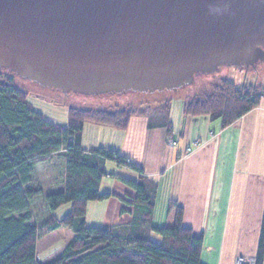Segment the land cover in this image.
<instances>
[{
	"label": "trees",
	"instance_id": "obj_1",
	"mask_svg": "<svg viewBox=\"0 0 264 264\" xmlns=\"http://www.w3.org/2000/svg\"><path fill=\"white\" fill-rule=\"evenodd\" d=\"M176 94L136 93L134 106L112 112L69 108L67 125L60 127L30 107L28 95L12 77L0 75V264H203V237L184 228L183 210L175 202L168 207L170 226H153L155 182L115 151L81 148L85 123L123 131L132 117L140 116L148 119L151 128L159 125L170 134L168 116ZM262 97L264 91L258 87L240 88L222 79L211 93L185 99L182 113L221 121L224 129L258 107ZM52 156L62 160L63 170L53 182L43 184L36 177V167ZM110 163L139 174L135 182L118 179L133 192L131 211H126L131 222L111 230L87 227L88 203L112 196L99 191ZM63 206L69 207L68 213L57 218L55 213ZM260 225L255 264H264V213ZM62 228L71 231L72 240L58 257L39 263L37 245L42 233ZM152 234L159 242L152 241Z\"/></svg>",
	"mask_w": 264,
	"mask_h": 264
},
{
	"label": "water",
	"instance_id": "obj_2",
	"mask_svg": "<svg viewBox=\"0 0 264 264\" xmlns=\"http://www.w3.org/2000/svg\"><path fill=\"white\" fill-rule=\"evenodd\" d=\"M264 64V0H0V70L91 98Z\"/></svg>",
	"mask_w": 264,
	"mask_h": 264
},
{
	"label": "crops",
	"instance_id": "obj_3",
	"mask_svg": "<svg viewBox=\"0 0 264 264\" xmlns=\"http://www.w3.org/2000/svg\"><path fill=\"white\" fill-rule=\"evenodd\" d=\"M27 102L44 120L66 127L67 122L58 125L48 119L38 103L30 98ZM172 103L168 121L170 135L176 141L173 148L167 144L165 127L151 128L147 118L135 116L124 131L84 124L82 150L115 151L140 168L143 177L155 182L153 226L171 224L168 207L175 202L183 210L184 228L191 229L195 237H203V264H233L236 257L254 259L264 213V98L258 107L224 129L221 121L185 116L183 103ZM196 141L201 146L186 154ZM114 168L113 174H107V180L113 181L110 191H102L106 178L99 191L116 194L119 189L127 194L125 188L116 187L118 179L135 182L139 174ZM97 204L111 206L116 213L123 208V201L115 197L88 203V211L99 208ZM121 217L122 225L131 222L128 212Z\"/></svg>",
	"mask_w": 264,
	"mask_h": 264
},
{
	"label": "rangeland",
	"instance_id": "obj_4",
	"mask_svg": "<svg viewBox=\"0 0 264 264\" xmlns=\"http://www.w3.org/2000/svg\"><path fill=\"white\" fill-rule=\"evenodd\" d=\"M0 75L12 77L13 83L21 90H23L28 98L33 102L38 103L40 109L44 112L45 116L48 119L54 120L58 125H65L68 121V109L75 108L83 111H98L103 110L107 112H112L116 109H127L131 106H134L137 102V97L135 94H122V95H113V96H104V97H88L82 95H75L72 93L61 94L57 91L44 90L43 88L36 87L26 80L20 79L15 75H11L8 71L2 70ZM222 79L227 80L233 83L235 86L241 88V86L246 87H258L261 91H264V64L256 70L249 71H240L235 68H221L213 74L205 75L201 78H198L193 81L192 84L178 90L176 98L172 102H182L184 100H189L194 95H200L202 93H211L212 88L219 83ZM27 98V99H28ZM264 98V97H262ZM261 98V99H262ZM171 102V105L173 104ZM186 116V115H185ZM87 124V123H85ZM93 124V123H91ZM96 125V124H95ZM124 131V130H123ZM173 138L169 134L167 136V144H170V141ZM175 140V139H174ZM201 146V143L196 141L191 143L187 148L186 154L193 152ZM172 148L174 146H171ZM115 166L113 164H107L105 171L107 174H113ZM63 170V162L60 158L52 156L46 163L41 164L36 167V177L39 182L47 184L50 181L60 177L61 171ZM113 181L106 180L104 182L102 191H110V185ZM116 187H123L127 190V194L122 193L119 189L115 191L116 194L110 193L111 198H118L123 201L121 210L125 211L124 213L119 210L117 213L106 204H97L99 208H94L93 210L86 212V226L87 227H105L112 229L118 226H122V215L126 213V210L130 208L133 199V192L121 182L117 181ZM120 196L123 198L120 199ZM96 203V202H94ZM90 204V203H89ZM68 206H63L56 213L57 218H61L63 215L68 213ZM39 211L40 208L38 207ZM88 214V215H87ZM172 217V216H170ZM170 219V218H169ZM172 219V218H171ZM170 219V220H171ZM170 226V225H169ZM73 238L71 231H68L66 228H62L52 233H42L37 245V261L39 263H46L56 257H58L66 246L70 243ZM151 239L154 242H159L160 238L155 234L151 235ZM238 257L234 259L235 260ZM245 260H254L244 257ZM233 263V264H234Z\"/></svg>",
	"mask_w": 264,
	"mask_h": 264
},
{
	"label": "built area",
	"instance_id": "obj_5",
	"mask_svg": "<svg viewBox=\"0 0 264 264\" xmlns=\"http://www.w3.org/2000/svg\"><path fill=\"white\" fill-rule=\"evenodd\" d=\"M174 144H176V141L174 140V139H172L171 141H170V146H175ZM234 264H255V261L254 260H252V261H250V260H245V259H243V258H237L236 260H235V263Z\"/></svg>",
	"mask_w": 264,
	"mask_h": 264
}]
</instances>
